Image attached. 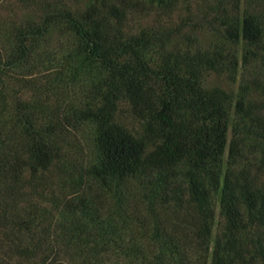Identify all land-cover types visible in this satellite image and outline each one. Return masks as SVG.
Wrapping results in <instances>:
<instances>
[{"label": "trees", "instance_id": "1", "mask_svg": "<svg viewBox=\"0 0 264 264\" xmlns=\"http://www.w3.org/2000/svg\"><path fill=\"white\" fill-rule=\"evenodd\" d=\"M133 2H50L0 26V264H264V180L250 176L264 167V74H243L236 92L205 83L235 81L241 41L244 63H264V0H212L195 19L138 27ZM56 29L70 39L62 63L94 71L88 96L11 105L9 72L55 61ZM83 123L95 147L84 165L70 155Z\"/></svg>", "mask_w": 264, "mask_h": 264}, {"label": "rangeland", "instance_id": "2", "mask_svg": "<svg viewBox=\"0 0 264 264\" xmlns=\"http://www.w3.org/2000/svg\"><path fill=\"white\" fill-rule=\"evenodd\" d=\"M86 1L87 0H0V26L3 24H10L12 22H23L34 19L37 17L40 7L43 6L42 4L46 5L50 2H57L61 4L67 2L69 4L74 3L77 6L83 5ZM211 1L212 0H176L172 4L174 8L169 11L167 10V7L153 5L147 0H134L131 8L132 10L129 12V19L127 23L128 25L134 27L147 23L163 24L169 22L177 24L179 20L181 21V18H184L185 13L188 14L191 9H193L192 15L194 19L196 18L197 12L201 15L206 7L211 4ZM232 1L233 0H228V4L230 6L233 4ZM240 3L244 5L246 0H240ZM201 36L204 41L209 39V34L207 32H203ZM49 38V44L51 45L49 46V49H52L49 56L56 57L57 59L55 61H46L45 59L44 62L41 60L40 56H36L34 60L31 61L29 66L18 68L13 72H9L10 76H8V78L13 85L12 92L8 100L11 105L22 100H29L32 103H36L38 106L39 104L52 105L54 103L62 106L66 101H76L81 98L84 99L85 96H88L94 71L91 68L86 67V70L78 72L72 67L62 63L61 57L65 54L66 45L68 40H70L67 35L61 34V32L56 29L52 32ZM243 47L242 41L236 46L240 62L235 81H231L224 75L217 76L214 73H209L205 78V83L209 86L221 85L226 89L236 92L243 74L249 73L250 77H253L255 73L264 74V69L259 65L264 64L262 61L258 64L255 63L251 65L246 62L244 63L242 57L244 51ZM45 113H47V111L39 113L42 120L46 119ZM119 114L121 121L128 127V129L132 130L138 127L139 121L137 117L129 111L128 106L124 101L120 102ZM4 115V113L0 112V121L4 120ZM16 130L15 134H19V128ZM92 131L93 128L89 123H83L78 129H72L70 131L72 135H76L77 139L75 140L76 143L70 152L71 158L83 165L88 159L91 161L95 156V147L91 142L90 136ZM228 135L229 137L232 135L231 129H229ZM226 161L227 148L224 154V162ZM245 164L247 165L248 163ZM252 167L253 168L250 172L251 178L256 183L262 182L264 180V167L259 164H254ZM46 177H55V172L47 173ZM64 182L66 184L68 181L65 180ZM139 198V196H135L134 200L132 199V201L136 204L134 208L136 213L139 211ZM25 199H27V197H25ZM217 200L218 199L216 198V202ZM111 204V200H108L107 205L111 206ZM168 215L169 214L162 215L165 221H168ZM115 216H117V220L121 222L119 215ZM171 216H173V213H171ZM222 223L223 218L219 214L217 202L213 237L215 236L217 230H219ZM127 229L129 230L130 227ZM108 262H110V260H108Z\"/></svg>", "mask_w": 264, "mask_h": 264}]
</instances>
